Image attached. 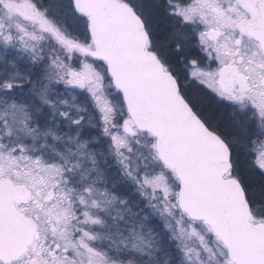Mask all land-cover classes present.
<instances>
[{
  "label": "snow or ice",
  "instance_id": "1",
  "mask_svg": "<svg viewBox=\"0 0 264 264\" xmlns=\"http://www.w3.org/2000/svg\"><path fill=\"white\" fill-rule=\"evenodd\" d=\"M0 264H264V0H0Z\"/></svg>",
  "mask_w": 264,
  "mask_h": 264
}]
</instances>
